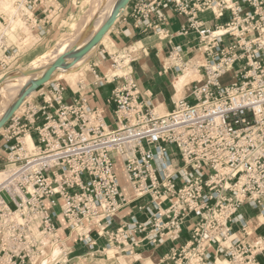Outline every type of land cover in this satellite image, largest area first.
I'll return each instance as SVG.
<instances>
[{"label":"built area","instance_id":"1","mask_svg":"<svg viewBox=\"0 0 264 264\" xmlns=\"http://www.w3.org/2000/svg\"><path fill=\"white\" fill-rule=\"evenodd\" d=\"M11 2L19 7L7 16L0 10V28L16 25V40L28 48L25 38L35 34L37 41L44 34L40 23L51 24L53 0ZM166 12L186 19L176 34L167 27ZM204 13L213 22L228 20L207 26L197 20ZM131 18L135 27L168 40L169 58L181 75L188 67L178 64L182 48L171 40H194L199 79L187 97L192 102L180 98L171 111H157L141 99L129 74L92 84L122 81L106 100L113 128L104 110L80 94L89 86L83 81L77 92L69 87L74 97L68 102L60 84L37 96L38 108L25 102L1 135L12 166L1 171L0 264H35L50 245L48 258L58 251L63 260L55 264H67L63 243L56 244L59 218L84 246L103 237L125 254L160 248L186 232L189 239L159 264H264V236L256 235L263 226L258 218L264 220V0H134ZM11 41L0 44V67L17 60L20 49ZM108 58L113 67L117 61L124 66L123 57ZM26 134L30 149L21 143ZM243 207L257 212L252 227L239 213ZM124 208L125 225L111 229Z\"/></svg>","mask_w":264,"mask_h":264},{"label":"crops","instance_id":"2","mask_svg":"<svg viewBox=\"0 0 264 264\" xmlns=\"http://www.w3.org/2000/svg\"><path fill=\"white\" fill-rule=\"evenodd\" d=\"M71 1L72 0H53V4H55L57 9L62 11L68 3H71ZM133 4L134 0H129L123 13L108 31L107 43L109 44V52L104 51L102 54H99L97 58H92L89 64L90 74L82 80L89 86L83 92H80V94L83 93V95H87L88 102L92 107L102 108L104 110L105 119L107 115L111 120V123H107V125L111 128L114 126V118L111 115L113 108L106 106V100L110 97L111 91L115 85H122V81L119 80L114 84L105 85L101 88H97L92 85L97 79L105 76L99 67L102 63L104 64L105 56L103 54H107V56L119 54V58L121 56H125L132 60L129 64L130 69L124 68L123 73L130 75V78L138 87L141 99H143V101L147 104L152 105L154 108L162 105L166 112L171 111L176 100L180 98H187L189 96L192 87L193 80L190 81L189 84L185 85L180 96H177L174 82L176 78L181 75V73L174 70L175 62L171 61L169 58L171 45H169L168 40H160L150 30H142L135 27L131 18ZM166 15L168 22L167 27L169 31L176 34L180 25L186 19L175 16L172 12H166ZM37 17L38 20L41 18L40 15ZM197 20L201 23L207 24V26H212L213 23L210 13L198 14ZM40 28L44 32L43 36L38 38L36 43H34L31 47L20 50L16 63L20 60H25L26 58L31 57L36 48L33 51L32 49L33 47H36L38 43L42 42L44 49L50 42L54 32V25L49 23L42 26V23H40ZM34 37L35 34H32L31 38L33 39ZM188 40L189 39L184 37H175L171 40L173 45L181 46L182 53L178 64H181L182 66L186 65L185 68L190 66L194 60V53H192L194 40L187 45L186 43ZM2 55L3 54L1 52V58ZM91 91L94 93L93 97H90ZM65 95L68 96V100H71L74 97L70 89L69 92L66 90L64 96ZM187 101L191 103L192 98H187ZM41 104V102L38 103L39 106ZM1 145L0 139V152H3L1 150ZM0 167L2 166L0 165ZM123 188L125 195L128 197L130 195V190L126 185V181ZM128 211L129 210H125L124 208L118 213L117 218H115L112 222L111 229L115 230L120 226L125 225V215ZM261 227L257 230L258 233H256V235L264 236V231L261 230ZM56 228L60 239H62V237L66 240L70 239V242H63L64 250L67 253V257L64 259L67 264H159V259L168 254L171 248L174 246L178 247L189 239V235L184 232L178 241L173 243L167 242L160 248H132L130 252L125 254V249L116 250L115 246L110 244L106 238L103 237L100 239L94 237L92 248L84 246L76 240L75 233L69 237V233L65 228V223L61 218L57 220ZM66 231L67 233H65ZM50 252L45 255L44 251L41 261H45L47 259L48 262L46 264H55L63 260L61 253L58 251H54L51 257L48 258Z\"/></svg>","mask_w":264,"mask_h":264},{"label":"rangeland","instance_id":"3","mask_svg":"<svg viewBox=\"0 0 264 264\" xmlns=\"http://www.w3.org/2000/svg\"><path fill=\"white\" fill-rule=\"evenodd\" d=\"M95 1H97V0H95ZM95 1L94 0H77L75 2V4L68 3V5L65 6L62 11H60L59 9H57V7L55 6V4L52 3L53 8H55L56 11L53 12V13H50L49 19H50L51 25L52 24L54 25V32H53V35H52V39L47 44V46H45V48L43 49V44H42V42H40V43H38L36 45V47H33L32 51L35 48H36V50L33 52V54L31 55V57H28L25 60H20L17 63H16V60L15 61L6 60L5 63L7 65L5 67H0V92H1L7 86L11 85L12 83H15L17 81V76L19 74L24 73L25 71H28V70H30L32 68L37 69L38 72H41V70H43L42 72H44L45 74H47V73L53 72V69H54V67L56 65L57 66L58 65H60V66L63 65L64 66L65 63H66L65 62V56L76 55L75 52H77L78 49H79V51L77 53L80 54L81 53V49H84L86 47L91 46L92 40L94 39L93 37H95V35L97 34L96 37H95V39H94L95 40V43H96V47H95L92 55L86 60L87 62L85 61L86 63H83L84 66L82 65L83 67L81 66L80 68L77 69L76 72H74L75 75H76L75 78H72V77H69V78H54L53 77L52 78L51 76L50 77L48 76L47 78H45V81L42 83V85L40 87L36 88L35 93H34L33 96H31L28 100L21 99V100H18L17 101L18 102V104H17L18 106H17V109L16 110L12 109L11 106L13 105V98H15V99L16 98H21V92L20 91H16L14 93V96L15 97H13V94H10L8 96L9 98H7V99H5V98L2 99L1 98L2 99L1 100L2 103L0 104V110H1L0 111V113H1V115H0V118H1L0 119V125H1V127H0V139H1V135L4 134V131H5L6 127L8 126V118L12 114H15L17 112H20V110L23 109L22 106L24 105L25 102H29L34 107L38 108L39 107L38 103H40L42 99H40L37 96H39V94H42V93H44L46 95V93L49 90L50 84H60L62 86H66V88H67L66 90L68 92H69V87L73 91L77 92L78 89L76 88V85L80 81L84 80L90 74L89 64H90V61L92 60V58H97L99 56V54H102V52H104V51L105 52H109V44L107 43V41H108L107 34H108V31L110 30V28L118 20L119 17L110 26H108L107 28L101 26L102 28L100 27V29H99L100 32L98 30L95 33L94 32V29L96 27L95 26V23H96L97 18L99 17V14H98L99 11L101 9H103L104 7H107V14H108V16H110L112 14V3L109 2L110 0L109 1L108 0H103V1L102 0H98V2L99 1H102V2L97 3V5H96ZM0 2H2V0H0ZM93 5L95 7L92 8ZM97 7H98V9L96 10ZM94 10H96V11H94ZM92 12H95V13L97 12V15L98 16L95 15V13H92ZM93 14H94V16H92ZM88 16H89V19H88ZM93 18H94V21H93ZM87 19L89 20L88 23H87V21H88ZM227 20H228V18H227V15H226L225 18H223L222 20H220L218 22H213L212 25L213 24H223ZM82 22L84 24H81ZM105 28H106V30H103L102 31V29H105ZM1 29H3V28H0V30ZM84 30H86V31H84ZM81 31H82V34H81ZM84 33L86 34V36L83 35ZM81 35H83V36H81ZM77 36H80V37L77 38ZM72 37H76V38L73 39ZM81 37H83V38H81ZM23 38L24 37H22L21 39H23ZM80 38L83 40V41L81 40L82 42L78 40ZM11 39L13 40V38H11ZM25 39L27 40L25 44L28 43L29 44V47H31L34 43H36V39L35 38L32 39L31 36L30 37H26ZM72 40H74L73 41L74 42V45H73ZM75 40H78L76 42H77V44L79 43L78 44L79 46L76 44ZM96 41L97 42L99 41V42L97 43ZM15 42H17V43H15ZM15 42H12L11 41L10 44L15 43V44H13V46L17 45L20 50L27 49L26 47H23L22 48V43H21L22 40H20V41L19 40L18 41L15 40ZM58 43H60L61 45L63 44V45L61 46L59 44L60 45V47H59L58 46ZM10 44L8 42V46H10ZM64 44H66V45H64ZM84 44H85V46H84ZM56 46H58L59 49L61 48L62 49V52L63 51H66L65 53L67 55L65 53L64 54L61 53V50H57V51H59L57 53V56H56L58 58L53 59L54 60L53 61L51 58L54 57L53 56L54 54H52V53L54 52ZM74 48H77V49L74 50ZM68 49H69V51H68ZM0 54H1V52H0ZM46 55H48V56H46ZM50 55H52V56H50ZM61 55H63V56H61ZM115 55H118L119 56V54H115ZM104 56H105L104 64L102 63L101 66L105 65V69L107 71L108 70L114 71L115 69L112 68V66H113L112 65V62L108 58L107 54H105ZM121 57H125V56H121ZM2 59H3V57L2 58L0 57V60H2ZM55 60H57V61H55ZM128 60H129L128 57H125L123 59V61H124L123 69L126 67V64H127V61ZM53 62H54L55 65H53ZM122 74H124V73L122 72ZM184 74H185V72L183 73V75ZM183 75H181V76H183ZM198 79H199L198 77L197 78H194V77H191L189 75L188 78H186V80H185V85L189 84L190 81H192V80H198ZM38 80H40V79H38ZM228 80H229V77L228 76L225 77V78H222L221 79V84L222 83L225 84ZM175 83H176V80L174 82V86H175ZM175 88H176V86H175ZM176 90H177V88H176ZM177 96H178V94H177ZM64 100H65V102H68V96L67 95L64 96ZM8 113H9V115H8ZM108 117L109 116L106 115V123H108V122L111 123V120ZM9 158L10 157L8 155V152H5V153L0 152V165L2 166V167H0V172L1 171H4V169L9 168V167L12 166V163H10L8 161ZM119 166H120L119 164L116 165V168L118 169ZM118 175H120L121 183L124 186V183H125L124 180L125 179H124V176L122 175V172H121L120 169H118ZM143 202L144 201L138 202L135 206L137 207L138 205L143 204ZM55 212L58 213V208L55 209ZM239 213H241L244 216V218L247 219V222L252 227L253 222H254V218H255V215H256L257 212L252 211L251 209H249L247 207H243V208H241L239 210ZM56 225H57V222H56ZM261 230L264 231V227L263 226L261 227ZM256 233H258V232H256ZM64 241L65 242L66 241L70 242V239H67L66 240V239L62 238L61 239V242L60 243L57 242L56 244L59 245V244L63 243ZM51 248L52 247H50L49 249H46L45 250V255L48 254V252H50V249ZM41 260H42V256L36 260L35 264H46L48 262L47 259L45 261H41Z\"/></svg>","mask_w":264,"mask_h":264},{"label":"bare ground","instance_id":"4","mask_svg":"<svg viewBox=\"0 0 264 264\" xmlns=\"http://www.w3.org/2000/svg\"><path fill=\"white\" fill-rule=\"evenodd\" d=\"M77 0H72L71 1V4H75V2H76ZM95 1V0H94ZM103 1V0H102ZM102 1H99L98 2V0L97 1H95V3H96V5H97V3H100V2H102ZM109 1V0H108ZM86 2V1H85ZM84 2V3H85ZM109 2H111L112 3V14L110 15V16H108V14H107V7H102L103 9H99L100 11H99V17L97 18V20H96V23H95V29H94V32L96 33L99 29H100V27L101 26H103V27H108V26H110L122 13H123V11H124V9L126 8V5H127V2H128V0H110ZM104 3V2H103ZM102 4V3H101ZM101 6V5H100ZM99 6V7H100ZM93 7H95L94 5L92 6V8ZM98 9V7L96 8V10ZM93 10V9H92ZM91 10V11H92ZM96 10H94V11H96ZM90 11V12H91ZM92 13H95V12H92ZM95 15H97V12L95 13ZM92 16H94V14L92 15ZM98 16V15H97ZM95 18V17H94ZM94 18H93V21H94ZM88 19H89V16H88ZM87 19V20H88ZM71 20V19H70ZM86 20V21H87ZM92 20V19H91ZM90 20V21H91ZM82 21V20H81ZM89 22V20L87 21V23ZM81 24H84L83 22L81 23ZM16 26V25H15ZM15 26H13L12 28H10V29H2L1 30V33H0V44L3 42V40L4 39H6V40H12L11 38H13V40L12 41H14V40H16V38H17V36H16V33H15ZM18 26H20V25H18ZM81 26V25H80ZM86 26V25H85ZM102 28V27H101ZM106 28L105 29H102V31L103 30H106ZM22 31L26 34V35H30L31 34V32L28 30V29H26V28H23L22 29ZM84 31H86V30H84ZM99 32H100V30H99ZM78 33V32H77ZM80 33V32H79ZM81 34H82V31H81ZM10 35V36H9ZM83 35H85L86 36V34L84 33ZM83 35H81V36H83ZM97 35V34H96ZM96 35H95V37H96ZM102 35V34H101ZM78 37H80V36H77V38ZM95 37H93L94 39H95ZM73 39L74 38H76V37H72ZM81 38H83V37H81ZM78 39L79 41H81L82 39ZM99 38V37H98ZM89 39V38H88ZM92 40V43H91V46H89V47H86V48H84V49H81V53L79 54V53H77L78 51H79V49L77 50V52H75L76 53V55H71V56H65V65L63 66V65H56V67H54V69H53V72H51V73H47V74H45L44 72H42L43 70H41V72H38L37 71V69H34V68H32V69H30V70H28V71H25L24 73H21V74H19L18 76H17V81L15 82V83H12L11 85H9V86H7L5 89H3L1 92H0V101L3 99V98H5V99H7V98H9L8 96L10 95V94H13V97H15L14 96V93L16 92V91H20L21 92V98H13V105L11 106L12 107V109H14V110H16L17 109V104H18V100H21V99H23V100H28L31 96H33L34 95V93H35V89H34V85H35V83L36 82H39V81H44V79L46 78V77H54V78H69V77H72V78H75V73L74 72H76L77 71V69L78 68H80L82 65H83V63H86L87 61V59L92 55V53H93V51H94V49H95V47H96V43H95V40ZM100 39V38H99ZM78 40H75V42L76 41H78ZM20 41V40H19ZM67 41V40H66ZM71 41V40H70ZM74 40H72V42H73ZM83 41V40H82ZM81 41V42H82ZM80 42V43H81ZM87 42V41H86ZM97 42V41H96ZM99 42V41H98ZM97 42V43H98ZM15 43H17V42H15ZM15 43H13V44H15ZM65 43V42H64ZM70 43V42H69ZM60 43H58V46L60 47V45H59ZM67 44V43H66ZM66 44H64V45H66ZM76 44H77V42H76ZM79 44V43H78ZM77 44V45H78ZM82 44V43H81ZM86 44V43H85ZM85 44H84V46H85ZM88 44V43H87ZM63 45V44H62ZM61 45V46H62ZM70 45V44H69ZM72 45V44H71ZM73 45H74V42H73ZM83 45V44H82ZM58 46H56V48L58 47ZM68 46V45H67ZM79 46V45H78ZM87 46V45H86ZM59 47L56 49L55 48V50H54V52L52 53V54H54L53 56V58H51L52 60L53 59H56V58H58V57H56L57 56V53L59 52V51H57V50H61V53H65L66 51H63L62 52V49L60 48L59 49ZM71 47V46H70ZM73 48V47H72ZM75 49H77V48H74V50ZM133 49V48H132ZM136 49H137V47H136ZM68 51H69V49H68ZM67 51V52H68ZM134 51V50H133ZM71 52V51H70ZM73 52V51H72ZM69 53V52H68ZM66 54V53H65ZM67 55V54H66ZM46 56H48V55H46ZM50 56H52V55H50ZM61 56H63V55H61ZM60 57V56H59ZM48 58V57H47ZM50 59V60H51ZM54 61V60H53ZM55 61H57V60H55ZM72 61V62H71ZM86 61V62H85ZM195 61V60H194ZM193 61V62H194ZM118 62V64H119V67H113L112 66V68H114L115 70L114 71H111V70H106L105 69V65H103V66H99L100 68H101V70L103 71V73L105 74V76L109 79V78H111L113 75H115V76H121L122 75V72H123V66H122V64H120V61H117ZM167 64V63H166ZM53 65H55L54 64V62H53ZM123 65H124V63H123ZM84 66V65H83ZM82 66V67H83ZM167 66V65H166ZM170 67V66H169ZM125 68H128V69H130V67H129V64H128V61H127V64H126V67ZM185 74L183 75V76H179L178 78H176V83H175V86H176V88H177V94H178V96H180V94H181V91H182V89H183V87L185 86V80H186V78H188V76L190 75L191 77H194V78H197L196 76H198V73L196 72V70H195V66H194V63L192 64V65H190L188 68H186L185 69ZM73 73V74H72ZM51 78V79H52ZM38 79H41V80H38ZM47 80V79H46ZM188 83V82H187ZM186 83V84H187ZM77 88V87H76ZM2 98V99H1ZM2 103V101L0 102V104ZM4 105V104H3ZM152 106V105H151ZM2 107V106H1ZM153 107V106H152ZM10 108V107H9ZM4 109V108H3ZM11 109V108H10ZM156 110L157 111H161L162 113H166V111L164 110V107L162 106V105H159L157 108H156ZM1 111V110H0ZM6 111V110H5ZM11 111V110H10ZM6 113V112H5ZM0 115H1V113H0ZM8 115H9V113H8ZM2 117V116H1ZM3 118V117H2ZM1 119V118H0ZM0 127H1V125H0ZM21 143L25 146V147H27L28 149H30V148H32L33 146H34V144H33V142H32V140H31V138H30V136L28 135V134H26L25 135V137H23L22 139H21ZM120 165V162L118 161L116 164H115V168H116V165ZM117 169V168H116ZM122 172V171H121ZM120 174V173H119ZM122 175L124 176V179H125V181H126V178H125V175L123 174V172H122ZM119 177H120V175H119ZM1 178H2V174H1V172H0V180H1ZM120 180H121V178H120ZM258 222L259 223H261V224H263L264 225V220L262 219V217H259L258 218ZM66 230V229H65ZM250 230H252V229H250ZM65 233H67V231L65 232ZM74 234V233H73ZM61 235V234H60ZM63 238V237H62ZM49 249L50 248V246H48V247H46V249ZM146 264H148V263H146ZM215 264H224L223 262H222V260L221 259H217V261H216V263Z\"/></svg>","mask_w":264,"mask_h":264},{"label":"clouds","instance_id":"5","mask_svg":"<svg viewBox=\"0 0 264 264\" xmlns=\"http://www.w3.org/2000/svg\"><path fill=\"white\" fill-rule=\"evenodd\" d=\"M18 7L19 5L11 2V0H2V2H0V10H7L3 13L5 16L16 12ZM13 10L15 11L13 12Z\"/></svg>","mask_w":264,"mask_h":264},{"label":"water","instance_id":"6","mask_svg":"<svg viewBox=\"0 0 264 264\" xmlns=\"http://www.w3.org/2000/svg\"><path fill=\"white\" fill-rule=\"evenodd\" d=\"M128 2H129V0H128ZM128 2H127V3H128ZM55 67H56V66H55ZM46 78H47V77H46ZM40 80H41V79H40ZM44 81H45V79H44ZM44 81L36 82L35 85H34V89L36 90V88L40 87ZM8 119H9V118H8Z\"/></svg>","mask_w":264,"mask_h":264}]
</instances>
